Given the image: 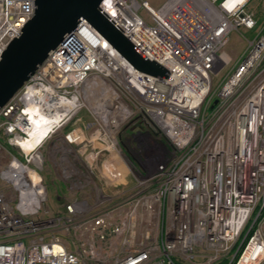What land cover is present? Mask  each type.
Listing matches in <instances>:
<instances>
[{"label":"built area","instance_id":"obj_1","mask_svg":"<svg viewBox=\"0 0 264 264\" xmlns=\"http://www.w3.org/2000/svg\"><path fill=\"white\" fill-rule=\"evenodd\" d=\"M249 2L102 0L163 77L80 18L0 107V264L264 262V26L213 87L230 31L257 26ZM34 10L0 0V58ZM133 139L137 166L122 148ZM48 160L71 192L57 193L55 212ZM128 174L130 190L110 193Z\"/></svg>","mask_w":264,"mask_h":264},{"label":"water","instance_id":"obj_2","mask_svg":"<svg viewBox=\"0 0 264 264\" xmlns=\"http://www.w3.org/2000/svg\"><path fill=\"white\" fill-rule=\"evenodd\" d=\"M102 0H35L33 16L24 24L0 58V107L17 91L46 58L48 52L67 40L87 19L139 70L163 77L165 68L149 60L99 11ZM216 100L214 101V103Z\"/></svg>","mask_w":264,"mask_h":264},{"label":"rangeland","instance_id":"obj_3","mask_svg":"<svg viewBox=\"0 0 264 264\" xmlns=\"http://www.w3.org/2000/svg\"><path fill=\"white\" fill-rule=\"evenodd\" d=\"M146 1H148L150 6H152L153 8H157L158 6H160L162 4V2L164 0H146ZM248 8L251 11H253V13L256 16L257 26L254 29L240 28V29H235V30L230 31V33L228 35V41L220 53V54H222V57H224V55H227L229 58L228 59L229 61H227V63L223 67H221V70L219 71V73H217L214 76V78H213V87L214 88L217 87L222 82V80L230 72L231 68L236 64L238 59L241 57V55L243 54V52L247 46L248 40L252 39L255 36L258 28H261L262 26H264V0H250V2L248 3ZM140 15L144 19L149 20V16L144 9L140 10ZM149 22H150V20H149ZM78 114H79V116H83V118L85 120L89 119V114H88L87 110H85V109L80 111ZM79 124H80V122H79ZM73 127H75L74 124L65 127L64 130L69 131ZM3 141H4V139H3ZM151 141H154V139H151L150 142ZM3 166H4V161H3L2 157H0V170L3 168ZM104 172L106 175H108L106 170H104ZM125 172H126V170H125ZM128 175L129 176L126 177L127 181L121 182L115 186L110 187L109 188L110 193L126 194L130 190L132 183H133V180H134V177L131 174H128ZM45 181H46V185H47L46 186V188H47V200L45 202V205L51 212H55L57 209V206H58L57 193L58 192L62 193L63 191H65V193H68L66 195L69 196V193H71V192L69 191L68 185H64V188H63L62 184H60L58 182L56 184L54 181L51 180V178H48L47 175H46ZM0 186H2L3 188L5 187V189H8V187L1 181H0ZM261 264H264V262H262Z\"/></svg>","mask_w":264,"mask_h":264},{"label":"flooded vegetation","instance_id":"obj_4","mask_svg":"<svg viewBox=\"0 0 264 264\" xmlns=\"http://www.w3.org/2000/svg\"><path fill=\"white\" fill-rule=\"evenodd\" d=\"M135 140L136 139H133L129 141L128 143L122 142V148H123V154L127 158L128 162L137 166L139 163V160L137 157L138 153L135 151V145H136Z\"/></svg>","mask_w":264,"mask_h":264},{"label":"crops","instance_id":"obj_5","mask_svg":"<svg viewBox=\"0 0 264 264\" xmlns=\"http://www.w3.org/2000/svg\"><path fill=\"white\" fill-rule=\"evenodd\" d=\"M50 148H52V140L48 141L46 144H45V147H44V150L46 152H48L50 150ZM49 154L47 155L46 159L48 158ZM44 174L51 177V180H54V179H58L60 176V171L59 170H55L54 167H53V164L50 160H48L46 162V165H45V169H44Z\"/></svg>","mask_w":264,"mask_h":264},{"label":"bare ground","instance_id":"obj_6","mask_svg":"<svg viewBox=\"0 0 264 264\" xmlns=\"http://www.w3.org/2000/svg\"><path fill=\"white\" fill-rule=\"evenodd\" d=\"M34 142L35 140H31L29 143L25 145V148L28 149L29 147H31V145H33Z\"/></svg>","mask_w":264,"mask_h":264}]
</instances>
